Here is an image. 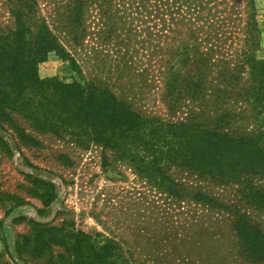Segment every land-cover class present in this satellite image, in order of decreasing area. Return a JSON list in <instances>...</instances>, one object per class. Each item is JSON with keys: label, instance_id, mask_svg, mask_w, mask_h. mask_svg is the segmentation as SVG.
<instances>
[{"label": "rangeland", "instance_id": "374dc122", "mask_svg": "<svg viewBox=\"0 0 264 264\" xmlns=\"http://www.w3.org/2000/svg\"><path fill=\"white\" fill-rule=\"evenodd\" d=\"M17 1L0 0V29L14 28L11 12ZM74 1L37 0L42 16L82 71L77 73L69 59L53 52L37 67L40 80L94 83L132 110L163 122L181 121L187 111L200 120L223 117L221 131L264 144V111L242 99L249 76L245 55L264 62V0L251 5L226 0L202 33V22L179 26L194 60L191 72L200 69L207 81L204 96L183 100L187 107L173 116L160 76V21L149 14L158 1L92 0L88 4L93 10L87 8L80 27L70 23ZM188 30L194 32L186 35ZM228 69L238 77L237 85L236 79L226 83ZM10 116L12 123L0 121V136L11 151L0 146V264H47L68 257L58 245L34 257L24 237L33 235L37 223L67 234L82 232L99 246L113 242L117 264H264L245 250L231 223L233 213L241 211L264 230V211L246 208L237 187L216 189L196 182L174 163L160 168L157 180L150 179L136 170L137 164L101 145L41 131L21 115ZM164 176L171 182L162 181ZM37 180L52 185L51 205L44 206L40 196L46 188ZM204 184L210 185L209 198L198 189ZM212 198L227 210L212 206Z\"/></svg>", "mask_w": 264, "mask_h": 264}, {"label": "trees", "instance_id": "16d2710c", "mask_svg": "<svg viewBox=\"0 0 264 264\" xmlns=\"http://www.w3.org/2000/svg\"><path fill=\"white\" fill-rule=\"evenodd\" d=\"M157 1L149 14L154 13L155 19L160 21L162 40L159 47L163 50L160 76L165 80V102L173 116L179 108L187 107L183 100L204 94L203 85L207 81L200 69L196 71L197 75L191 72L194 60L189 54L188 39L182 37L184 34L178 30L179 26H195L202 22L199 28L202 33L210 24L208 20L214 17L215 12L220 13L222 10L219 11V7L224 3L227 5V2ZM88 2L90 4L92 0L73 2L71 13L75 16L70 20L71 25L80 27L87 8L93 10ZM106 2L114 3L113 0ZM214 2L209 8V3ZM252 2L247 1L250 5ZM116 7L121 8V3ZM11 13L14 28L0 29V121L12 123L10 115L18 114L41 131L76 135L85 142L101 145L134 166L137 164V171L154 180L159 178L163 166L171 168L173 163L179 164L196 182L210 183L216 189L237 187L246 208L264 211V144L258 139L236 137L221 131L219 124L224 121L223 117L211 119L205 116L200 120L199 116L187 111L181 121L163 122L132 110L109 90L94 83L40 80L37 67L53 52L69 59L77 73H81L82 68L51 30L37 0H18ZM190 32L194 31L188 30L186 35ZM204 64L201 61L197 63ZM243 64L249 69V76L242 99L252 108L255 105L264 111V62H254L247 53ZM232 70L228 69L226 83L232 84L236 79L237 85L238 77L231 74ZM0 146L11 153L1 136ZM161 179L171 182L169 176ZM37 181L46 188L47 193L40 196L44 206L51 205L55 200L54 193L49 189L52 185ZM209 187L204 184V187L198 188L205 193L202 197L209 198ZM211 200H216L212 206L219 205L227 210L217 199ZM208 204L203 202L202 205ZM233 214L235 217L231 216V223L242 246L264 261V230L251 224L248 213L236 211ZM52 245L65 248L69 255H62L58 261L47 264H117L112 259L115 250L113 242L99 246L91 236L82 232L67 234L61 229L49 230L37 223L33 235L24 237V246L31 249L37 258L47 253Z\"/></svg>", "mask_w": 264, "mask_h": 264}]
</instances>
